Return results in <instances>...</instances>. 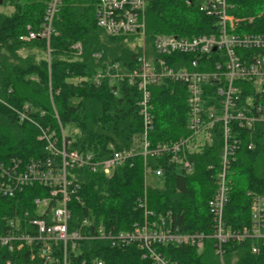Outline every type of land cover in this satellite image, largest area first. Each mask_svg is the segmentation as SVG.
I'll use <instances>...</instances> for the list:
<instances>
[{
    "label": "trees",
    "instance_id": "1",
    "mask_svg": "<svg viewBox=\"0 0 264 264\" xmlns=\"http://www.w3.org/2000/svg\"><path fill=\"white\" fill-rule=\"evenodd\" d=\"M189 1H146L144 43L147 55H155L153 40L157 34L191 36L216 31L214 18L198 9L201 0ZM48 2L0 0V7L11 8L9 11L0 9L2 162L10 158L26 162L49 155L44 149L45 141L37 138L39 126L29 120L21 121L16 113L24 104L31 106L29 114L38 125L54 131L58 145L61 125L70 148L93 152L98 158L109 156V145L116 149L129 147L134 135L142 129L137 86L127 80L118 81L114 85L115 94L107 79H102L100 84L93 79L97 69L113 63H119L122 72L134 68L136 57L142 52V42L137 41L140 36L110 35L99 27L96 23L98 0H60L48 41L44 37L20 39L28 31L42 28ZM227 3L231 5L228 12L241 19L236 32H264V0H227ZM75 44L80 46L78 52L73 47ZM187 57L178 53L173 56L175 60L171 61L168 56L165 60L177 67ZM216 58V54H211L208 60H200L198 69L211 68ZM236 84L241 89L236 108L250 101L264 108V89L257 90L245 81ZM215 87L216 83L205 86L207 102L214 96ZM149 90L154 121V129L149 133L150 144L186 136L189 130L185 84L163 78L149 84ZM214 131L210 143L190 154L193 169L188 173L171 162L167 154L146 159L136 156L131 164L116 167L108 176L88 168L74 169L80 201L69 203L70 227H78L87 218L89 224L80 227L82 233L91 234L99 225L116 233L131 230L134 224L146 219L150 227L153 223L171 231L210 233L213 221L207 202L215 191V173L220 166L223 145L219 123ZM235 133L239 134L240 141L228 173L230 189L224 207L225 224L232 229L250 222L248 192L264 195V126L235 127ZM250 141L251 149L248 148ZM145 165L152 169L160 167L161 175L146 176ZM42 191L34 184L13 197L0 195V235L9 228L8 220L17 218L22 227L24 211L35 214L32 198ZM145 210L151 213L145 214ZM253 242L252 239L229 240L223 245L221 260L214 252L212 239H207L201 250L171 243L156 246L161 254L177 264H264V246L253 253ZM94 259H102L104 264H153L148 257H142V249L136 243L111 246L106 239L79 240L76 263L91 264ZM8 260L11 264H43L39 255L31 258L26 248L9 251L6 245H1L0 264Z\"/></svg>",
    "mask_w": 264,
    "mask_h": 264
},
{
    "label": "built area",
    "instance_id": "2",
    "mask_svg": "<svg viewBox=\"0 0 264 264\" xmlns=\"http://www.w3.org/2000/svg\"><path fill=\"white\" fill-rule=\"evenodd\" d=\"M147 0H98L96 23L110 35H139L142 40V52L136 57V65L130 71H120L119 63H113L103 69H97L93 75L96 84L107 79L113 93L118 81L127 80L140 91L137 102L142 117V129L133 137L129 147L116 149L109 145V156L98 158L93 152H82L70 148L60 125L61 142L53 130L38 125L31 118V106L24 104L16 110L19 119L29 120L39 126L38 140L45 141L44 149L48 156L43 159H30L21 162L10 158L0 161V195L15 196L27 186L34 184L42 188L40 195L32 198L34 213L24 211V225L19 226L17 218L8 220L9 228L0 235V246L6 245L9 251L27 249L31 258L39 255L43 264H79L76 263L77 243L81 239H106L111 246H125L136 243L142 249V257H148L153 264H177L161 254L157 244L171 243L175 246L188 245L201 250L207 239L213 240L214 252L221 258L223 245L231 241L254 240L251 251L258 253L264 246V195L249 191L250 222L241 228L232 229L225 224L224 207L228 201L230 179L228 173L234 160L240 137L235 127L253 129L264 126V108L251 101L242 108H236L241 97L237 81L252 83L257 90L264 89V32H236L241 20L228 12L231 5L227 0H201L198 9L214 18L215 32L191 36L160 33L154 37V56L146 54L144 43L145 8ZM60 0H49L44 13L42 28L28 31L20 36L22 40L44 37L47 41L53 32L52 20ZM189 3V0H186ZM77 52L80 46H73ZM240 50H243L239 53ZM186 55L187 60L177 67L166 63L176 54ZM216 54L211 68L199 70L200 60ZM99 56V54H96ZM210 65V64H209ZM163 78L185 84L188 95L187 128L189 133L176 140L160 141L150 144L149 133L154 129L151 113L149 84L158 83ZM216 83L215 94L207 102L205 86ZM1 101V99H0ZM2 102V101H1ZM43 114V111L41 112ZM219 123V133L223 141L220 166L215 173V191L207 202L213 221L210 233L201 231L178 232L149 226L145 219L134 224L131 230L112 233L99 225L91 234L82 233L81 226L89 224L84 218L78 227H70L71 208L69 203L80 201V186L75 181L74 169L88 168L92 172L101 171L108 176L112 171L136 156L144 159L168 155L171 162L185 172H191L193 162L189 158L210 143ZM217 128V127H216ZM215 128V129H216ZM248 148H253L250 141ZM146 176L161 175L160 167L152 169L145 165ZM44 189H46L44 191ZM145 207L143 201L139 202ZM151 211L145 210V214ZM258 241L255 242V241ZM72 255V257L70 256ZM6 264H11L8 260ZM80 264H85L81 261ZM91 264H104L102 259H94Z\"/></svg>",
    "mask_w": 264,
    "mask_h": 264
},
{
    "label": "rangeland",
    "instance_id": "3",
    "mask_svg": "<svg viewBox=\"0 0 264 264\" xmlns=\"http://www.w3.org/2000/svg\"><path fill=\"white\" fill-rule=\"evenodd\" d=\"M0 9H1V10H6V11H7V10H8V11L11 10L10 7H2V6L0 7ZM137 41H139L140 43L142 42V41H141V38H140V39H137ZM66 130H67V128H65V131H66ZM150 181H151V180H150Z\"/></svg>",
    "mask_w": 264,
    "mask_h": 264
},
{
    "label": "bare ground",
    "instance_id": "4",
    "mask_svg": "<svg viewBox=\"0 0 264 264\" xmlns=\"http://www.w3.org/2000/svg\"><path fill=\"white\" fill-rule=\"evenodd\" d=\"M216 254V253H215ZM217 255V254H216ZM218 256V255H217ZM219 257V256H218ZM220 258V257H219ZM222 258V257H221ZM221 258H220V260H221Z\"/></svg>",
    "mask_w": 264,
    "mask_h": 264
}]
</instances>
